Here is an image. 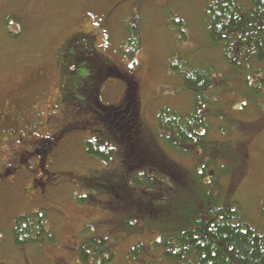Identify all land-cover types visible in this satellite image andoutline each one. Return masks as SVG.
<instances>
[{"label": "rangeland", "instance_id": "rangeland-1", "mask_svg": "<svg viewBox=\"0 0 264 264\" xmlns=\"http://www.w3.org/2000/svg\"><path fill=\"white\" fill-rule=\"evenodd\" d=\"M206 2L0 0V103L41 71V84L31 94L43 100L40 104H54L62 93L59 47L72 31L91 25L98 36L97 50L112 63L99 90L100 101L120 104L127 85L114 72L133 73L144 133L159 155L177 168L175 173L160 169L157 187L137 185L123 174L121 154L105 161L86 151L85 140L93 139L91 129L98 124L76 123L69 130L68 149L56 164L61 173L55 191L39 198L24 192L18 182L0 192V264H81L79 249L90 236H109L115 252L110 264H175L155 240L163 230L184 225L196 208L204 193L202 183L208 185L215 171L212 164L206 168L207 177L199 178L208 160L230 167L221 178L219 202L238 201L249 223L263 229L264 85L256 88L251 76L247 85L244 73L227 63L221 47L211 46L205 33ZM180 18L184 25L176 24ZM182 29L185 36L180 38ZM178 54L187 55L194 65L212 67L229 86L218 97L210 90L206 104V119L213 125L209 141L218 144L198 146L192 153L164 143L157 123L163 105L193 108L194 92L168 69L169 58ZM255 68L264 72V64L256 63ZM38 209L47 212L56 242L17 246L14 217ZM137 243L144 247L135 256L131 249Z\"/></svg>", "mask_w": 264, "mask_h": 264}, {"label": "trees", "instance_id": "trees-1", "mask_svg": "<svg viewBox=\"0 0 264 264\" xmlns=\"http://www.w3.org/2000/svg\"><path fill=\"white\" fill-rule=\"evenodd\" d=\"M204 20L211 46L221 47L224 59L244 73L247 85L251 76L257 82L255 87L261 89L264 72L256 69L255 64H264V0H207ZM176 24L184 25L183 19L180 18ZM179 31V37L183 38L185 30ZM130 55H133L132 51ZM75 65V69H65L67 72H63V77L76 81ZM168 69L181 78L185 89L194 92V103L188 111L167 105L159 108L157 123L162 141L181 153H192L193 148H206L212 143L216 146L217 141H209L213 125L206 119V104L211 101L210 90H214L218 97L229 87L228 83L212 67L194 65L187 55L170 57ZM114 75L124 79L127 85L126 95L120 104H103L100 91L95 90L92 84L90 91H87V86L84 90L94 96L92 111L94 124H98L91 129L93 139L85 140V149L105 161L121 154L123 174L137 185L157 187L161 180L160 169L175 173L177 168L159 155L144 133L134 74L116 70ZM61 82H65L63 78ZM221 85L225 87L221 88ZM212 164L215 166L210 176L212 179L208 185L202 183L203 196L195 203L196 208L186 223L163 230L155 245L162 247L164 256L175 264H264V227L258 229L251 225L238 201L219 202L221 178L229 173L230 167H221L208 160L202 171L197 173L199 178L207 177L206 168ZM13 239L22 248L56 242L47 212L38 209L16 215ZM112 246L109 236L86 238L79 249L81 264H110L115 254ZM143 247L142 243L135 244L131 254L138 255Z\"/></svg>", "mask_w": 264, "mask_h": 264}, {"label": "flooded vegetation", "instance_id": "flooded-vegetation-1", "mask_svg": "<svg viewBox=\"0 0 264 264\" xmlns=\"http://www.w3.org/2000/svg\"><path fill=\"white\" fill-rule=\"evenodd\" d=\"M79 29L69 33L59 47V83L63 87L54 104H40L42 99L33 98L32 90L38 88L41 71L36 72L33 82L17 88L0 103V192L22 182L24 192L39 198L49 196L59 187L61 172L56 164L68 149L69 130L81 121L84 125L94 122V96L87 91L91 84L95 90H102L107 67L112 63L96 48L95 28L89 25ZM75 64L76 81L63 77L66 70L76 68ZM80 112L84 113L83 120L77 117Z\"/></svg>", "mask_w": 264, "mask_h": 264}]
</instances>
